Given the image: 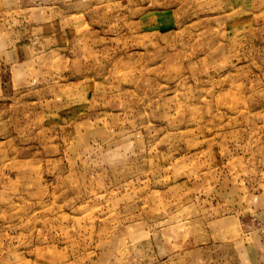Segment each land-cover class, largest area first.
I'll list each match as a JSON object with an SVG mask.
<instances>
[{
  "label": "rangeland",
  "instance_id": "obj_1",
  "mask_svg": "<svg viewBox=\"0 0 264 264\" xmlns=\"http://www.w3.org/2000/svg\"><path fill=\"white\" fill-rule=\"evenodd\" d=\"M0 264H264V0H0Z\"/></svg>",
  "mask_w": 264,
  "mask_h": 264
}]
</instances>
